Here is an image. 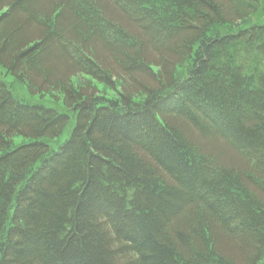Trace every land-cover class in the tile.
I'll list each match as a JSON object with an SVG mask.
<instances>
[{
    "label": "trees",
    "instance_id": "1",
    "mask_svg": "<svg viewBox=\"0 0 264 264\" xmlns=\"http://www.w3.org/2000/svg\"><path fill=\"white\" fill-rule=\"evenodd\" d=\"M0 264H264V0H0Z\"/></svg>",
    "mask_w": 264,
    "mask_h": 264
},
{
    "label": "rangeland",
    "instance_id": "2",
    "mask_svg": "<svg viewBox=\"0 0 264 264\" xmlns=\"http://www.w3.org/2000/svg\"><path fill=\"white\" fill-rule=\"evenodd\" d=\"M77 82L80 83V84H84V81H83V79H82L81 77L78 78ZM98 88H99L101 91L105 92L106 95H107L109 98H113V97L115 96V95H114V92H111L110 90L106 89L105 87H103V86H101V85H98ZM68 134H69V131H66V133H65L64 136H63V140L67 138ZM22 141H23V139L20 138V137H18V138L16 137V138H15V143H16L17 145H19Z\"/></svg>",
    "mask_w": 264,
    "mask_h": 264
}]
</instances>
